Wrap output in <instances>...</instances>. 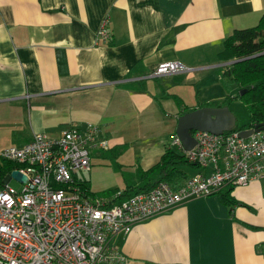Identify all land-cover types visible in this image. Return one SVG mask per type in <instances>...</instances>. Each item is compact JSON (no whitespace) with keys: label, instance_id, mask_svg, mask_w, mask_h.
I'll return each mask as SVG.
<instances>
[{"label":"crops","instance_id":"1","mask_svg":"<svg viewBox=\"0 0 264 264\" xmlns=\"http://www.w3.org/2000/svg\"><path fill=\"white\" fill-rule=\"evenodd\" d=\"M263 14L264 0H0V118L16 141L11 147L38 134L58 138L86 120L135 121L142 111L149 114L147 122H164L175 138L183 109L237 94L236 85L220 92L223 70L236 61L224 42L256 26ZM107 18L112 38L103 44L98 36ZM166 62L194 70L155 76ZM172 79H183L189 88L204 83V90L215 93H197L198 106L190 108L174 94ZM147 80H160V88H133ZM135 93L143 110L132 102ZM118 123L105 126L114 138L123 135ZM130 124L125 132L134 136L147 126L139 123L130 131ZM100 130L107 149L97 148L111 150ZM140 182L139 187L141 177ZM230 197L236 204H224L219 195L182 204L135 225L114 243L128 264H264V177L234 188Z\"/></svg>","mask_w":264,"mask_h":264},{"label":"built area","instance_id":"2","mask_svg":"<svg viewBox=\"0 0 264 264\" xmlns=\"http://www.w3.org/2000/svg\"><path fill=\"white\" fill-rule=\"evenodd\" d=\"M109 21L98 36L103 43L111 39ZM186 68L179 62L163 63L155 75ZM100 134L95 124L73 125L61 138L38 134L26 146L3 152L4 160L19 165L8 175L9 182L16 180L23 188L18 191L7 180L0 185V264H128L113 243L116 236L128 235L135 225L182 204L215 195L225 185L246 187L264 177V130L248 140L238 133L197 132L192 151H185L178 138L174 142L189 164L210 169V174L198 173L177 190L161 183L148 194L110 207L112 199H91L76 181L91 170V149L107 147Z\"/></svg>","mask_w":264,"mask_h":264},{"label":"rangeland","instance_id":"3","mask_svg":"<svg viewBox=\"0 0 264 264\" xmlns=\"http://www.w3.org/2000/svg\"><path fill=\"white\" fill-rule=\"evenodd\" d=\"M110 42L111 39L107 43H102L110 44ZM193 70L194 69L186 68L183 73ZM172 82H175V84L177 85L176 89L173 90L175 91L174 94L181 95L183 97V100L186 102L188 107L190 106V108H197L198 106L196 100L197 93H215V91L212 90H204V83H202V85L199 83L195 87L193 86V88H189L183 86V79H172ZM154 83L156 85V89H159L161 86L160 80L154 82L152 80L139 82L136 86H133V88L137 91H143L144 93V91H148V89H151ZM220 92L223 93L228 91L224 87V89H220ZM140 95V93H135L132 95L131 99L133 100L132 102L136 103L137 108L143 110L145 106L139 105L136 102L137 97H139ZM129 108H133L130 103ZM230 109L236 114L240 124L247 122L249 115L246 108L240 101L233 102L230 105ZM148 117L149 114L147 113V111H142L137 113V115L135 114V121H132V117L127 119L119 118L116 116H110L108 119H106V122L104 121L102 124H100V122L98 121H82L84 122V124H87L85 122H91L92 124L98 125L101 129H103L102 133L103 135L105 134L104 138L111 145V150H102L100 148L91 149L92 169L90 172L80 173L79 175V180L81 182L87 181L89 182V184H91V190L93 191V193H97L98 195L103 196L105 193H109L114 190L124 191L132 187L133 185L142 184L140 182L139 168L143 167L145 169H148L153 166L163 154L165 146L172 145V142L174 141V135L165 130L164 122L160 120H151L147 122L146 118ZM119 121L122 124L118 123V131L123 132V135L122 137L114 138V136L108 132L109 128H106L105 126L107 124H112V126H114L113 123ZM128 122L132 123L130 124V131L132 128H135V125L139 126L140 124H146L147 126L145 127L143 134L139 133V135L134 136L132 134L133 131H131L130 134L125 132V128L127 127V125L124 124ZM7 127V122L5 120L3 121L0 118V164H3L6 161L1 156L6 148L16 145L14 137L10 132L8 133L7 131ZM26 145L27 144L23 145L22 147ZM174 150L178 152V149L176 147L174 148ZM13 164L16 165V168H18L19 165L15 163ZM16 168H14L13 170H15ZM185 169L186 171H188V173L193 175H196L198 172V170L195 172V170L188 167ZM5 181L6 179L4 180V182ZM9 185L18 191L23 188V185L18 183L16 180H12L11 182H9Z\"/></svg>","mask_w":264,"mask_h":264},{"label":"trees","instance_id":"4","mask_svg":"<svg viewBox=\"0 0 264 264\" xmlns=\"http://www.w3.org/2000/svg\"><path fill=\"white\" fill-rule=\"evenodd\" d=\"M224 47L231 58L236 61L240 60V62L227 66L222 74L224 87L231 92V87L236 85L238 87L237 94L229 95L223 101H215L199 107L230 108L233 102L240 101L249 116L246 123L240 124L237 119L236 128L232 133L251 129L258 125L264 128V14L256 26L235 31L225 40ZM176 101L181 105L178 99ZM188 112H190L189 109L185 108L180 116ZM187 167L193 170L198 169L197 166L189 164L184 155L182 156L174 148H166L157 164L146 171L140 168V177L144 185L141 187L133 185L123 191V196L129 198L133 193L132 190L137 189V192L149 191L160 182H166L174 189H178L190 177L185 169ZM14 168L16 165L9 161L0 164V185L4 184V180ZM80 185L91 197L100 196L92 192L89 182H81ZM233 189L232 187L227 193L219 194L221 202L227 205L236 204V201L230 197ZM117 192L118 190H114L105 193L102 197H113Z\"/></svg>","mask_w":264,"mask_h":264},{"label":"water","instance_id":"5","mask_svg":"<svg viewBox=\"0 0 264 264\" xmlns=\"http://www.w3.org/2000/svg\"><path fill=\"white\" fill-rule=\"evenodd\" d=\"M237 62H240V60L235 61V63ZM236 125V115L229 107L198 108L178 118L176 135L181 140L184 149L189 151L196 146V140L192 136V132H207L222 135L226 132H232L236 128ZM262 130L264 128L258 125L251 129L238 132V136L242 139H248L260 133ZM12 176L26 181V177L19 172H13ZM8 182L9 180L6 181V183Z\"/></svg>","mask_w":264,"mask_h":264},{"label":"bare ground","instance_id":"6","mask_svg":"<svg viewBox=\"0 0 264 264\" xmlns=\"http://www.w3.org/2000/svg\"><path fill=\"white\" fill-rule=\"evenodd\" d=\"M158 67H159V66H158ZM157 69H158V68H157ZM157 69H156V71H157ZM156 71L154 72V75H155ZM155 76H157V75H155ZM158 77H160V76H158ZM181 116H182V115H181ZM178 118H179V117H178ZM177 123H178V122H177ZM66 131H67V130H66ZM64 132H65V131H64ZM64 132H63V133H64ZM63 133H62V135H63ZM196 133H197V132H192V136L194 137L195 140H196V138H195V134H196ZM62 135H61V136H62ZM61 136H60V138H61ZM58 138H59V137H58ZM176 138H178L177 135L175 136L174 140H175ZM250 138H251V137H250ZM250 138H248V139H250ZM53 139H56V138H53ZM178 139H179V138H178ZM241 139H242V138H241ZM248 139H244V140H248ZM179 140H180V139H179ZM99 141H103V140H101V134H100V139H99ZM103 142H104V141H103ZM180 142H181V140H180ZM106 144H107V143H106ZM181 144H182V142H181ZM196 145H197V141H196ZM170 147H172V148H175V147H176V148L178 149V153H180V154L183 156V149H181V147L177 146V144H176L174 141L172 142V145H171ZM182 147H184L183 144H182ZM195 147H196V146H195ZM195 147H194V148H195ZM101 148H102V147H101ZM194 148H193V149H194ZM104 149H107V147L104 148ZM193 149H192V150H193ZM192 150H189V151H192ZM185 151H187V150H185ZM90 152H91V151H90ZM187 152H188V151H187ZM90 155H91V154H90ZM197 168L200 169V170H202V172H205L206 174H210V173H211L210 171H209L210 173H209L208 171L206 172L207 169L201 168L200 166H197ZM91 169H92V163H91ZM90 171H91V170H90ZM90 171H89V172H90ZM7 177H8V176H7ZM7 177H6V179H7V180H10V179L7 178ZM193 177H194V176H193ZM193 177H190V178H193ZM190 178H189V179H190ZM189 179H187V180H189ZM187 180H186V181H187ZM260 180H261V179H260ZM76 181H77V186L80 187V189H81L82 191H84V190L82 189L81 185H80L81 181L79 180V175L76 177ZM256 181H259V180H256ZM253 182H254V181H253ZM161 183H166V182H160V183H158L157 185H159V184H161ZM167 184H168V183H167ZM250 184H251V183H250ZM157 185H156V186H157ZM183 185H184V184H182L181 186H183ZM170 186H171V185H170ZM181 186H180V187H181ZM171 187H172V186H171ZM180 187H179V188H180ZM232 187H233V188H236L237 186H234V185H232V184L225 185V186H224V187H223V188H222L217 194H215V195H219V194H220L225 188H232ZM153 188H154V187H153ZM179 188H178V189H179ZM172 189H174V188L172 187ZM174 190H177V189H174ZM84 192H85V191H84ZM85 193H86V195H87L88 197H90L91 199H97V198H100V197H91L90 195L87 194V192H85ZM118 193H121L122 195L114 199V197H115ZM148 193H149V191H145V192H136V193L133 194V195L148 194ZM133 195H132V196H133ZM215 195H212V196H215ZM122 196H123V193H122V192H117L113 197L108 198V199H112V200H113L112 203H111V205H110V207L114 206L115 204L122 203V202H124V201H126V200H128L129 198L132 197V196H131V197L125 199V200L119 201L120 198H122ZM212 196H210V197H212ZM103 198H104V197H103ZM206 198H207V197H206ZM117 200H118V201H117ZM176 208H177V207H176ZM174 209H175V208H174ZM172 210H173V209H172ZM170 211H171V210H170ZM168 212H169V211H168ZM166 213H167V212H166ZM164 214H165V213H164ZM161 215H162V214H161ZM158 216H159V215H158ZM115 218H116V217H115ZM153 218H154V217H153ZM149 220H150V219H149ZM113 222L116 223V220H113ZM133 228H134V227H133ZM120 235H124V234H120ZM118 236H119V235H118ZM116 237H117V236H116ZM116 237H115V238H116ZM115 238H114V239H115ZM113 243H114V240H113ZM114 244H115V243H114ZM115 245H116V244H115ZM116 246H117V245H116ZM123 255H124V254H123ZM126 258H127V257H126ZM127 259H128V258H127ZM128 263H129V259H128Z\"/></svg>","mask_w":264,"mask_h":264}]
</instances>
